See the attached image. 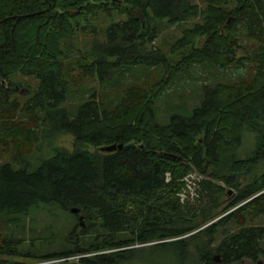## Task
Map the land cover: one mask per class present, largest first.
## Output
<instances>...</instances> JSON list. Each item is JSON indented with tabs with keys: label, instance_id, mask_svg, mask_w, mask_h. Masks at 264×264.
<instances>
[{
	"label": "trees",
	"instance_id": "16d2710c",
	"mask_svg": "<svg viewBox=\"0 0 264 264\" xmlns=\"http://www.w3.org/2000/svg\"><path fill=\"white\" fill-rule=\"evenodd\" d=\"M204 1L200 8L192 0H0V158L9 156L0 163V222L21 221L38 204L75 206L87 220L82 236L91 237L86 246L33 256L37 264L264 261V226L244 216L264 214V170L244 185L234 176L257 166L259 153L236 157L246 127L264 147V0ZM114 12L126 18L96 34L95 13ZM197 17L168 53L153 46L165 23ZM77 33L93 37L85 56H77ZM195 64L243 71L203 85L190 114L173 112L159 124L156 103ZM82 78L97 88L77 83ZM75 93L82 98L71 104ZM60 133L72 136V150L53 145L31 168L33 149ZM112 144L108 152L84 149ZM189 171L206 178L198 198L182 203L177 193ZM226 187L236 192L221 208ZM201 234L208 241L194 244ZM14 246L0 238V254L16 256Z\"/></svg>",
	"mask_w": 264,
	"mask_h": 264
},
{
	"label": "rangeland",
	"instance_id": "374dc122",
	"mask_svg": "<svg viewBox=\"0 0 264 264\" xmlns=\"http://www.w3.org/2000/svg\"><path fill=\"white\" fill-rule=\"evenodd\" d=\"M192 2L198 4L200 8H204L205 6L204 0H192ZM135 12L140 14L139 10H135ZM113 14H115V12ZM125 18V14L117 13V15H113L112 19V16H109L108 18L105 14L98 15L95 13L93 20H91V25L92 28L96 29V34L97 32H99L100 36L102 30L111 22V20H121ZM199 20L200 18L197 17L177 24L168 25L165 23L157 39L152 42L153 46L160 47L164 52L168 53V51H170L171 47L173 46L174 41L181 35L182 30L184 28L191 27L195 22ZM76 36L77 40L75 41V50L78 54L77 56H85V51L89 49L90 41L93 39V37L88 33H77ZM198 42L200 46L204 44V41L201 38H198ZM180 52L184 51L181 50ZM240 55H242V52L238 49V51H236V56ZM170 57L173 60H176L180 57V55L178 53H175L174 55L170 54ZM240 71H243V69H240L239 71H234L232 69L224 72L222 70H218L216 67H212L211 70H206L203 65H193L186 75L181 76L180 79H176V81L162 93L160 100H158V102L156 103V117L158 123L162 125L165 124L168 121L169 116L173 112L180 113L182 115L190 114L193 107L200 103L201 87H203V85H214V82L218 80H235V73ZM213 73H215L214 78ZM226 73L228 77H226L225 79L224 76ZM208 75L210 79L206 78V76ZM79 80L82 81H79L77 83L81 85H85L88 88H97L96 80L88 81L84 80L83 78ZM124 80H130V77L127 76L126 78H124ZM31 84H33V82H31ZM24 91H27V89H24ZM81 98L82 96L80 94L75 93L71 96L69 101L71 104H74L77 103ZM243 132L242 143L236 151V157L238 159H247L256 156L258 153L259 154L257 157L258 161H256L257 166L250 167L249 174H245L242 171L234 174L240 185H244L245 182L251 181L257 173L264 170V157L261 154V152L264 150V147H260L256 142L255 132L251 130L249 131L248 127H246ZM71 143L72 136L66 133H60L57 135L54 134L51 137H48V139L43 138L41 143L37 145L36 149H33L31 159L29 158L31 168H35L41 162L40 159H46L52 154L53 145H58L59 147H64L68 150H72L73 146ZM103 147L104 146L87 145L84 146V149H87L91 152H106ZM44 149L45 151H43ZM258 149L260 150L258 151ZM5 161H9V156L4 155L0 158V163ZM206 168H208L209 172L211 171V168L208 167V164H206ZM201 174L204 176L203 179H205L206 175L204 173ZM224 174H226V172ZM167 175L169 174L167 173ZM215 182H217L218 184H222V182L220 181ZM234 192H236V189L230 187L227 188V190H225L223 194L219 195L218 200L221 204V208L230 201L231 196L234 194ZM245 202L247 201H244L239 205L232 207L230 210L237 208ZM226 213L227 212H224L220 216ZM244 216H246L247 224L264 226V214L257 215L251 218L250 214H248L247 212ZM218 217L205 225L207 226L208 224L212 223L213 221L218 219ZM86 223L87 220L84 218V215L81 211L72 213L69 211V209L63 210L56 204L35 205L30 208L28 215L25 216L21 221L14 220L9 222H0V238L2 240L12 241L13 243H15L16 246L14 247L17 248L18 252L16 256L12 257L0 254V258L9 259L12 262L15 261L17 262V264H37L38 260L33 256H42L53 252H60L66 248H68V250H72L73 246H76L75 242L83 244L84 242H89L91 240V237L82 236L81 233V229L86 226ZM204 226H201L198 229H202ZM227 227H230L231 230L238 229V227H235L234 225H228ZM218 230H220V228ZM192 233H189L187 235H190ZM121 236L132 237L133 235L129 232H126ZM208 239L209 237L207 238L206 236L201 234L195 237L194 244L199 243L200 245L201 242L205 244ZM214 239V243H217V241L220 239L219 234L214 235ZM83 245L86 246V244ZM138 246V244L133 245V247ZM260 247L264 251V237L261 239ZM217 259L218 258L214 259L215 263H217ZM69 260L75 262V264L77 263L76 257H70ZM260 262L261 264H264L262 258H260ZM243 264L252 263L249 260L244 259Z\"/></svg>",
	"mask_w": 264,
	"mask_h": 264
},
{
	"label": "built area",
	"instance_id": "2783aa9c",
	"mask_svg": "<svg viewBox=\"0 0 264 264\" xmlns=\"http://www.w3.org/2000/svg\"><path fill=\"white\" fill-rule=\"evenodd\" d=\"M204 176L201 173L189 172L182 178V187L177 193L179 200L184 203L186 201L192 202L199 196L201 181ZM63 259L52 260V262L62 261ZM70 259V258H68Z\"/></svg>",
	"mask_w": 264,
	"mask_h": 264
},
{
	"label": "water",
	"instance_id": "95a60500",
	"mask_svg": "<svg viewBox=\"0 0 264 264\" xmlns=\"http://www.w3.org/2000/svg\"><path fill=\"white\" fill-rule=\"evenodd\" d=\"M119 147H121V144L119 145ZM103 148L105 149L106 152H108V151L114 150L116 148V145L112 144V145L104 146ZM69 211L72 213H77L79 211V208L74 206V207H71Z\"/></svg>",
	"mask_w": 264,
	"mask_h": 264
},
{
	"label": "flooded vegetation",
	"instance_id": "af4514ba",
	"mask_svg": "<svg viewBox=\"0 0 264 264\" xmlns=\"http://www.w3.org/2000/svg\"><path fill=\"white\" fill-rule=\"evenodd\" d=\"M263 156H264V154H263Z\"/></svg>",
	"mask_w": 264,
	"mask_h": 264
},
{
	"label": "bare ground",
	"instance_id": "6f19581e",
	"mask_svg": "<svg viewBox=\"0 0 264 264\" xmlns=\"http://www.w3.org/2000/svg\"><path fill=\"white\" fill-rule=\"evenodd\" d=\"M183 185V184H182Z\"/></svg>",
	"mask_w": 264,
	"mask_h": 264
}]
</instances>
